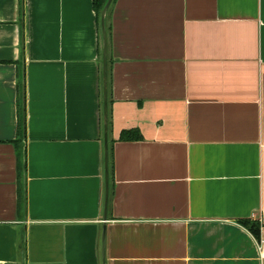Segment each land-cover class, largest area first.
I'll list each match as a JSON object with an SVG mask.
<instances>
[{
    "label": "crops",
    "instance_id": "obj_1",
    "mask_svg": "<svg viewBox=\"0 0 264 264\" xmlns=\"http://www.w3.org/2000/svg\"><path fill=\"white\" fill-rule=\"evenodd\" d=\"M94 1L0 0V264H264V0H113L107 204Z\"/></svg>",
    "mask_w": 264,
    "mask_h": 264
},
{
    "label": "water",
    "instance_id": "obj_2",
    "mask_svg": "<svg viewBox=\"0 0 264 264\" xmlns=\"http://www.w3.org/2000/svg\"><path fill=\"white\" fill-rule=\"evenodd\" d=\"M113 0H108L101 14V27L103 33V42H104V50H103V60H104V114H105V174H106V204L109 197V170H108V161H109V153H108V142H107V32H106V16L109 11V8L112 4Z\"/></svg>",
    "mask_w": 264,
    "mask_h": 264
},
{
    "label": "trees",
    "instance_id": "obj_3",
    "mask_svg": "<svg viewBox=\"0 0 264 264\" xmlns=\"http://www.w3.org/2000/svg\"><path fill=\"white\" fill-rule=\"evenodd\" d=\"M108 0H95L94 1V8H95V11L97 13V16L98 18H100L101 14H102V10L104 9L106 3H107ZM22 124L20 126V133L22 134Z\"/></svg>",
    "mask_w": 264,
    "mask_h": 264
},
{
    "label": "built area",
    "instance_id": "obj_4",
    "mask_svg": "<svg viewBox=\"0 0 264 264\" xmlns=\"http://www.w3.org/2000/svg\"><path fill=\"white\" fill-rule=\"evenodd\" d=\"M259 253H260V257H261V261L264 262V239H261L259 241Z\"/></svg>",
    "mask_w": 264,
    "mask_h": 264
}]
</instances>
